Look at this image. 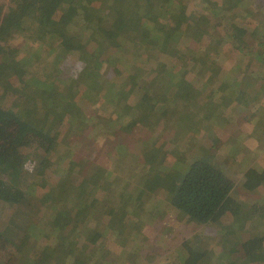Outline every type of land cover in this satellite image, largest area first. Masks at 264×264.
<instances>
[{"label": "trees", "instance_id": "trees-1", "mask_svg": "<svg viewBox=\"0 0 264 264\" xmlns=\"http://www.w3.org/2000/svg\"><path fill=\"white\" fill-rule=\"evenodd\" d=\"M138 1L147 7L142 11H135L128 5L124 8L125 2L138 5L135 3ZM190 2L0 0V124L6 117L4 130L9 133L12 128L13 144L19 145L24 138L35 139L29 154L32 164H23L19 170L14 169L18 162L17 152L11 147L0 146V240H8L16 247V255H21L20 264H52L54 260V250L48 249L54 246L51 240L45 243L38 238L31 242L34 248L27 247L30 246L28 240L32 231L40 229L39 221L30 211L39 209L46 197L52 201L44 205L54 209L47 213L51 217L62 213L65 218L62 227L55 229L51 237L58 235L62 238L66 245L64 249L83 244L82 253L74 259L76 264H109L106 257L110 251L96 246V232L102 235V231H106L126 242L133 226L155 220L160 207H156L154 202L146 203L147 206L144 204L150 196L147 193L156 187V193L165 195L162 206L167 211L172 210L173 214L183 215L190 223L218 225L220 218L229 213L239 226L248 218L241 216L239 205H229L235 183L226 170L224 172L205 158L194 157L199 150L210 151L212 146L219 149L220 140L236 132L233 130L228 135L227 126L232 128L231 125L248 119L236 114L225 117L220 112L216 116L222 119L223 126L207 130L205 123L200 125L198 133L200 128L210 131L208 149L201 148V141L195 143L192 140L197 129L184 119L189 109L194 111L190 115L193 117L197 111L205 110L204 102L213 105L217 91L233 90L239 97L248 90H262L264 93V43L258 47L254 39L251 37L250 40L246 35L253 12L251 0H195L196 10H206L199 16L195 9L190 10ZM205 2L215 7L207 9ZM231 11L234 23L222 25V20L228 18ZM217 26H221L219 36L211 31ZM31 40H34L32 44ZM38 45L44 46L43 54L49 53L52 58L62 60L61 71L44 76L31 72L35 57L42 55L37 50ZM108 55L116 67L110 75L102 72V66L92 62V59H100L104 65ZM226 55L227 59L230 55H240L242 59H237L229 70L225 69ZM246 55L256 69L235 73L240 70ZM132 65L136 69L134 72H130ZM172 65H179V68L172 73L167 72ZM77 70L82 71L78 78H69ZM223 70L227 72L221 75ZM199 71L203 78L208 79V86H213L202 103L199 101L203 99L198 85L200 76L196 77ZM135 72L136 76L132 75ZM146 73L149 78L142 84L148 86V91L143 99L138 85ZM105 79H108V85L104 93L91 89L92 82L100 84ZM179 103L186 105L184 110L177 107ZM28 115L30 120L24 118ZM168 115L172 116L171 123L166 132L160 134L155 127H159ZM140 127L154 130L153 136L158 137L159 142L170 136L171 140L181 143V153L173 150L162 152V155L171 159L177 157L175 160L184 162L174 165L177 175L171 182H162L158 176L151 177L144 192L129 200L133 205L130 210L124 204L126 199L118 206L113 205L111 198L97 189L96 181L103 165L92 160L90 155L83 156L82 149L88 138L96 139L98 144L112 129L130 135ZM254 135L261 140L259 132ZM70 143V155L66 156ZM154 145L165 150L161 144ZM256 146H251L248 169L241 183L248 192L264 187V165L261 160L252 162L256 158ZM133 155L136 160L137 155ZM230 156L234 157L235 153ZM244 157L243 153L241 159ZM24 159L28 161L27 157ZM65 162L71 167L64 176H59ZM163 162L160 161L159 166ZM145 164L147 162L138 166V171H142ZM6 187L10 194L3 197ZM33 188L40 192L31 195ZM42 191L50 196L44 198ZM92 195L97 201L89 205L87 201ZM129 212L133 216L127 215ZM123 214H126L125 218ZM125 221L129 223L124 227ZM94 223L96 226L92 227ZM229 234L226 232L225 236ZM240 246L246 261L264 260V235L246 239ZM197 247L194 241L185 243L183 264L204 261L203 251ZM124 255L120 252L118 262L125 258L123 263L127 264L131 253L124 252ZM72 263L75 264L67 263L65 258L55 259V264ZM227 264L238 263L229 261Z\"/></svg>", "mask_w": 264, "mask_h": 264}, {"label": "rangeland", "instance_id": "rangeland-1", "mask_svg": "<svg viewBox=\"0 0 264 264\" xmlns=\"http://www.w3.org/2000/svg\"><path fill=\"white\" fill-rule=\"evenodd\" d=\"M208 1L221 2V0ZM251 1L252 5L250 6V9L253 12L248 20L249 22L246 27V35L247 37L250 36V40L253 38L259 47V44L264 43V0ZM129 3L125 2L124 8L126 5H128L135 11H142L145 9L144 7H147L140 1L135 2L138 5ZM190 4V10L195 9L194 11L196 14H198V16L204 14L203 12L206 11H203L202 9L196 10L194 7L195 0H191ZM138 6L139 8H142L139 9ZM204 6L207 9L209 7H215L207 2L204 3ZM233 16L234 15L231 11L229 17L222 20V25H225L226 22L228 25L234 23ZM220 27L221 26H217L216 29H211V31L216 36H219ZM33 41L34 40H31L29 42L32 44ZM44 46L46 48L45 44ZM44 46L41 45L38 47L39 49H37L38 51H41L42 55H40L39 58L34 56L36 63L31 72L37 74L38 76H44L48 73L56 74L59 70L61 71L62 60H58V58L55 59V57L52 58L49 53L43 54L42 52L45 49ZM109 56L110 55L105 57L104 65L102 60L92 59V62H95V64L100 67L102 66V72H107L108 75L111 74L112 69L113 71L114 68L116 69V67H114L115 63H113V58ZM248 57L249 55L245 56L244 61H241L242 64L240 66V70L235 71V73L240 74L241 71L243 73H247L251 68L253 70L256 69L255 66H251ZM237 59H242V57L240 55H230L226 60L227 65L225 64V69L228 68L230 70V68L234 67ZM178 68L179 65H172V67H170L167 72L172 73ZM135 70L136 69L134 65H132L130 72H134ZM81 72V70H77L74 72L73 76L70 75L69 78L77 79ZM225 72H227V70H223L221 75H224ZM136 73L137 72L133 73L132 75L136 76ZM200 73L201 71L197 72L196 77L200 76L198 85L200 91L203 92V99H200L199 101L202 103L205 101L204 96L211 89H213V86H208V79L203 78V75L201 76ZM148 78V73H146L145 76L141 78V82L138 85L140 88H138L139 91L142 92L143 99L147 97L148 86L142 83ZM107 80L108 79H105L100 84L98 81H94L91 83L90 87L92 90L96 89L97 92L102 94L107 88ZM67 88L69 87L66 86V89ZM213 103L214 104L211 105L204 102L205 107H203V109L205 110L197 111L193 117L190 115L191 112L194 111L189 109L188 116L186 114L184 119L185 122H188L190 125H192V128L197 129V133L193 135L192 140L195 143L201 141V148L208 149L209 143L207 138L209 137L210 131H206L205 129L202 130L200 128L201 132L198 133L199 126L205 123L204 127H206L207 130L214 128L217 125L223 126L222 119L218 118L216 114L221 112L223 114L221 115L225 117L236 114L240 115V117H245L248 120H243L240 124L237 123L236 125H231L232 128L228 125L227 133H231L233 130H236V132H233L232 135H229L228 133L229 136L227 138L221 139L219 149H214L212 146L210 151L199 150V153H197L194 157L205 158L216 167L222 169L224 172L226 170V173L233 179L235 183L231 192L229 205H239V207H241V216H248V218L245 219L244 222L242 221L239 226L234 223V219L231 217V215H228L229 213H226L220 218L218 225L217 223H214L210 225L199 226L196 223H190L189 220H187L183 215L181 216L178 214V212L173 214L172 210L167 211L166 208L162 206V199H164L165 195L163 192L156 193L157 190L154 191L157 188L156 187L151 191V193L145 192L150 196L147 198V201H145L144 205L147 206L146 203L148 204L154 202L156 207H160L161 211L159 212V210H157V218L153 221H149L148 224L145 223L144 225H139L137 227L133 226L132 232L129 233L130 237L126 242L119 240L122 238L116 236L115 234L111 236L107 234L106 231H104V233L102 231V235H100L98 232H96L94 236L98 237L96 240L98 241L96 246L101 249L107 248L110 251V255L106 257V260L109 262V264H125L123 263L125 258H122V261L118 262L120 259L118 256L120 255V252H122L124 255V252L128 253L129 251L131 256L128 259L127 264H183L186 259V251L185 249L183 250V247L185 243L189 241H194V244L199 246L197 248L203 251V256L205 259L204 261L200 262V264H227L229 261H234L238 264H264V260L262 259L256 262L246 261L240 246V243L246 239L255 237L256 235H264V187L252 192L245 191L241 187L244 173L248 169L247 164L251 156V146L254 147L257 145L256 148H254V154L256 158L253 159L252 162L261 160V163L264 165V147H262L264 144V93L262 90H258V92L248 90L244 96L239 97V95L233 90L228 92L224 91V93L217 91L213 98ZM177 107H179L180 110H184L186 105L184 103H179ZM196 110L199 109L196 108ZM24 118L26 120L31 119L29 115L24 116ZM171 118V115L166 116L164 118V122H162L159 127L157 125L155 130L157 129V131H160V134L165 133L166 128L171 123ZM251 118L252 120H249ZM255 122L258 124V127H256ZM4 124H7L6 117L2 118V122L0 124V146L3 148L11 147L12 151L17 152L18 162L16 163L14 169L19 170V167L23 164L25 166L31 165L32 163L29 160V154L32 152V144L35 139L30 140L24 138L22 143L19 145L13 144L12 128L9 129L8 133L4 130ZM255 132H259L261 140H258V138L254 135ZM153 133L154 130L149 127H140L130 135L126 134L125 132L118 133L112 129L111 132H106L104 134L106 136L108 135L107 138L105 137L106 139L104 138L103 140L100 139L98 144H96V139L94 138H88L89 140L87 139L85 140L86 142L84 141L85 146L82 149V155L85 157L90 155L92 156V158L90 157L92 160H97L103 165L101 166V173L97 177L96 184L99 186L97 189H99L101 193L107 194L111 198V204L118 206L124 199H126L124 204L126 207H129V209L132 210L133 205H130L131 203L129 200L138 196L139 193L144 192V187L151 177L153 179L154 176H158L159 180L162 182H171L172 179H175L177 171L174 165L178 163L182 164L184 161L180 159L175 160L177 157L174 159L168 158L165 155H162V152H171L174 150L178 151V153H181V143L179 144L171 140L170 136L165 137L167 142H164V138L159 142L158 137L153 136ZM201 136L203 138L200 139ZM97 139L99 140V137H97ZM71 143L73 144V142ZM71 143L65 153L66 156L70 155L69 150H71L70 148L72 147ZM154 143L161 144L165 150L158 149V146L154 145ZM196 149L197 148L193 150ZM113 151L115 152L114 154ZM232 153H235L234 157L230 156ZM243 153L245 154V157L241 159ZM133 154L137 155L136 160L134 159ZM26 157L28 161H25L24 158ZM75 158L77 159L78 157L75 156ZM237 160H239V162ZM160 161L164 162L159 166ZM146 162L148 166L145 164L141 168L142 171H138V166ZM63 166L64 168L62 171H60L59 176H64L69 167H71L67 162H65ZM38 191L39 190L37 188H33L30 193L31 195H34L37 194ZM2 193L3 197H8L10 194L8 187L4 188ZM41 194L44 196V198L46 196H50L48 193L45 194L43 191ZM95 197V195L90 196L87 203L92 205L95 200L97 201ZM49 201H52L50 197H46L43 205L39 209L36 210L34 208V211H30L31 215H34L39 221L37 225L40 227V229L32 231L30 240H28L30 241V246L27 247L28 249L29 247L34 248L31 246V242L38 238L44 240L45 243L51 240L50 242L54 243V246H51V248L48 249L54 250L52 251L54 253V255H52L54 258V260H52V264H55L56 257L65 258L67 263L74 262L76 264L77 260L74 261V259H76L78 255L80 256L82 253L81 250L83 251V244L82 246L70 245L64 249V246L66 245L62 238L57 237L58 235L56 237H51L55 229L62 227L65 222V218L62 213L56 214L55 216L52 215V217L49 213H47L48 210H54L53 208L44 205V203H48ZM126 214L122 215L123 218H125ZM127 215L133 216V214L130 212ZM91 217L95 218L94 215ZM85 218L88 219V217ZM238 218L240 217L238 216ZM139 221L141 222V220ZM128 223L129 222L125 221L124 227ZM95 226L96 223H94L92 227ZM100 227L101 226H99V228ZM100 229L104 230V228ZM226 232H230L227 237L225 236ZM195 234L196 236H194ZM84 237H86V235H84ZM227 238L229 241L226 243ZM232 238L235 240H232ZM9 243L10 242L8 240H0V264H20L18 261H20L21 255H16V247ZM43 243L39 244L38 248ZM84 245L85 248H87V243L85 241ZM86 257L89 258V256Z\"/></svg>", "mask_w": 264, "mask_h": 264}]
</instances>
